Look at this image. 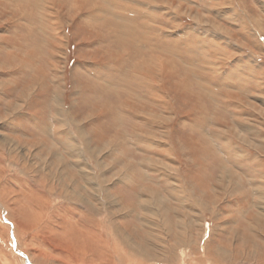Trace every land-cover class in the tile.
I'll return each instance as SVG.
<instances>
[{"label":"rangeland","instance_id":"374dc122","mask_svg":"<svg viewBox=\"0 0 264 264\" xmlns=\"http://www.w3.org/2000/svg\"><path fill=\"white\" fill-rule=\"evenodd\" d=\"M83 1L0 0V264H264V0ZM74 162L96 212L18 228Z\"/></svg>","mask_w":264,"mask_h":264},{"label":"bare ground","instance_id":"6f19581e","mask_svg":"<svg viewBox=\"0 0 264 264\" xmlns=\"http://www.w3.org/2000/svg\"><path fill=\"white\" fill-rule=\"evenodd\" d=\"M42 1V0H41ZM83 1V0H82ZM88 1V0H87ZM87 1H83V4L85 5V3H86V6H88V3H87ZM113 1H115V0H113ZM40 2V1H39ZM51 2V1H50ZM77 2V1H76ZM23 3V2H22ZM43 3V2H42ZM141 4H143V5H150V3H148L147 4V2H142ZM155 4H157V1H155L154 2V4H151V5H153V6H155ZM89 5H91V4H89ZM41 6H42V4H41ZM76 6V5H75ZM40 7V6H39ZM38 7V8H39ZM43 7V6H42ZM41 7V8H42ZM88 8H89V6H88ZM39 10V9H38ZM91 10V9H90ZM37 14H39V13H37ZM140 16V15H139ZM39 18H40V15H39ZM39 18H37V19H39ZM126 22H128V21H126ZM137 25V24H136ZM88 29V28H87ZM30 30V29H29ZM124 30V29H123ZM126 30V29H125ZM124 30V31H125ZM127 33V32H126ZM150 33V32H149ZM126 37H127V35H125ZM143 68V67H142ZM166 104V103H165ZM10 105V104H9ZM8 109H10V106H8ZM10 115V114H9ZM8 115V116H9ZM155 119V118H154ZM156 119H157V117H156ZM158 121H159V119H157ZM162 120V119H161ZM167 121V120H166ZM149 122V121H148ZM152 125H154V124H152ZM155 127V126H154ZM20 129H21V131H25V128H22V127H20ZM49 132V133H48ZM48 132H45V135H50V131H49V129H48ZM141 134V133H140ZM152 135V136H151ZM162 135H164V134H162ZM167 135H169V134H167ZM166 135V136H167ZM151 137H153V138H151ZM135 138H136V142H137V145L138 146H140L142 149H144V145L145 146H147L148 144V147L150 148V150L152 149V148H154V147H151L152 145H155V147L156 146H159V144L160 143H154V140H155V138L156 137H154L153 136V134H150V135H146V137L145 138H143V137H141L140 135H139V138H137V136H135ZM68 137H67V139H65V141L63 142V144H62V147H66L65 148V151H70V152H72L71 150H70V145H69V143H68ZM164 139V138H163ZM162 139V140H163ZM167 139V138H166ZM173 140V139H172ZM0 145H2V144H0ZM162 146V145H161ZM146 149V148H145ZM144 149V150H145ZM177 149V148H176ZM150 152V151H149ZM156 152V151H155ZM73 153V152H72ZM52 154H54V153H51V148H49L48 147V150L46 151V155H52ZM56 155L55 156H57L58 154L57 153H55ZM226 157V156H225ZM225 160V159H224ZM62 159H60V158H58L57 157V159L55 158V162L57 163L55 166L56 167H60L61 169H63L64 167H63V165H62V167H61V164H62ZM223 165H224V162H223ZM68 166L69 165H67V167H65V169H68ZM225 166V165H224ZM81 169V166H80V163H78V162H74V163H72L71 165H70V171L72 172L71 174H69V175H66V177L65 176H63V175H60L59 174V177L57 176V174H54V173H50L48 176H47V179H45L44 180V185H43V181H42V178L41 177H39V178H37L36 179V181L35 182H33V183H35V184H32L31 183V181L30 180H27V182L26 181H23V183H21V188H22V192H24V194L26 195V197H24V195L22 196L23 198H22V200L23 199H26V201L28 200V202H30L31 204H34L33 205V207H34V212L32 211H30V212H26V211H24V216L22 217L23 219H22V221H21V223L19 222V220L17 221V227L19 228H22L23 230H28V228L26 227V225L28 224V225H30V224H37V222H38V220L39 219H43V215H46V211H48L49 209V206L47 207V208H45V207H40V206H38V201H37V198H34V195L35 194H32V192L34 193V190H37L38 192H39V196L40 197H43V195L44 194H46V195H51V197L52 196H54L55 194H57V198H64V199H66L67 201H70V202H73V203H76V204H78L82 209L81 210H83V212H82V214H85V213H87V214H90V213H95L96 212V210L94 209V207H93V202H92V200H94V196H95V193H94V190L91 188V186H89V184H88V189L87 188H85V187H82V186H80L79 185V180L80 179H82V178H86V180H88V182L90 183V182H97L98 180H99V178H95L94 176H93V174H91L90 172L89 173H87V174H80L79 173V170ZM153 170H155V171H160L159 169H157V168H154ZM22 171V170H21ZM231 171V170H230ZM23 172V171H22ZM162 172V171H161ZM24 173V172H23ZM232 174H233V172H232ZM165 176H167V177H169V174H166ZM27 177V176H26ZM29 178H31V180H33L32 179V177H29ZM144 179V178H143ZM168 179V178H167ZM52 181H57V183L55 182V184H56V186H50V190H54V189H57L58 188V190H59V193H52L51 191H49V190H47V186H46V183H51ZM139 182L141 181L142 183H143V181L142 180H138ZM145 181V180H144ZM13 182V181H12ZM20 182V181H19ZM100 182H103V181H100ZM90 184H92V183H90ZM182 184V183H181ZM4 185V184H3ZM144 185V184H143ZM262 186V185H261ZM57 187V188H56ZM172 191L174 192V194L173 195H175V197H176V199H180V198H182V197H179V196H177L176 195V192H178V191H174V189H172ZM264 191V190H263ZM142 193H140V194H138V195H136V198L137 197H140L139 195H141V194H144V195H149V196H151L150 198H148V201H150L151 199V203H153V204H155V203H157V199H158V196H157V192L155 191V190H152V189H147V190H145V191H141ZM11 193V192H10ZM18 195V194H17ZM89 197H90V200H89ZM135 198V199H136ZM17 199V198H16ZM145 201H147V199H144ZM6 201H8V200H6ZM14 201V200H13ZM114 201V203H116V200H113ZM29 203V204H30ZM46 205H49L48 203H45ZM148 204H150L149 202H148ZM15 205V204H14ZM130 205H132V207L134 208V210H137L138 208H142L143 206L140 204V203H138L137 202V200H134V202H132ZM37 206V207H36ZM83 206H85V208H83ZM31 207V206H30ZM10 208V207H9ZM8 208V209H9ZM35 209H36V211H35ZM63 210V209H62ZM131 210H133V209H131ZM12 211H13V209H12ZM64 212H67V211H64L63 210V213ZM10 213V212H9ZM10 214H12L11 215V217H14V215H13V213H10ZM37 214H38V217H37ZM57 214H58V212H57ZM71 214H74L73 212H71ZM17 215V214H16ZM63 215V214H62ZM67 215H69L70 216V213H68L67 212ZM84 217V219L92 226V225H94L95 224V220H94V218H92V217H86V216H83ZM48 218V217H47ZM13 219V218H12ZM15 219H17V217L15 218ZM44 220H45V218H44ZM57 220H59L60 222L62 221V220H64V221H66L63 217H61V218H58V215H56V212H51L50 213V218H49V223L48 222H46L45 224H47L46 225V228H48V225H50V224H52V223H58V221ZM23 222H25V224H23ZM73 225H74V227L76 228L77 227V225H80V227L82 226L83 228H85L86 229V227H85V224H84V222L83 221H81V219L79 218V219H76L75 221H73V222H71ZM12 224H14V222L12 223ZM14 227V226H13ZM56 227H58V225L56 226ZM27 228V229H26ZM78 229L80 230V228L78 227ZM124 229V228H123ZM123 229H122V231H123ZM64 231H65V223H62V226L59 228H57L56 230H55V232H58V234H57V236H59V234H60V236H62L64 239H68V240H71V239H74V241L75 242H82L83 243V245H82V247L84 248V249H86L87 247H88V245H89V240L85 237V238H83V239H80V236L78 235V236H75L74 238H72V237H70V236H67L66 234H64ZM55 235V234H54ZM144 236H145V234H144ZM138 237V236H137ZM86 242L88 243V244H86ZM144 248H146L145 246H144ZM87 254V253H86ZM85 254V255H86Z\"/></svg>","mask_w":264,"mask_h":264}]
</instances>
